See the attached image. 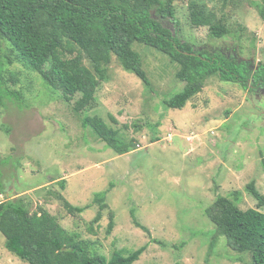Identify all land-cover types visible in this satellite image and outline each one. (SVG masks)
<instances>
[{
    "label": "rangeland",
    "instance_id": "1",
    "mask_svg": "<svg viewBox=\"0 0 264 264\" xmlns=\"http://www.w3.org/2000/svg\"><path fill=\"white\" fill-rule=\"evenodd\" d=\"M188 1L174 3L183 40L234 54L252 71L264 65V20L253 4L259 0H227L223 11L247 31L239 41L230 36L210 41L207 28H191ZM202 1L221 14L223 0ZM132 49L142 56L149 87L112 58L95 104L78 113L73 105L80 95L68 102L60 92L49 95L37 73L10 66L21 76L15 89L27 105H0V170L6 183L0 202L21 196L30 213L46 210L68 232L95 242L93 249L106 257L113 249L131 253L146 246L134 264H249L248 253L230 250L222 238L211 247L214 226L204 211L215 194L230 197L235 191L241 210L256 208L246 191L251 182L264 197V101L212 78L182 110L169 109L163 102L183 86L175 79L177 67L153 49L136 44ZM93 116L123 142L133 140L134 150L116 155L107 148L82 126ZM100 193H105L102 211L94 201ZM64 203L89 208L68 214ZM98 212L100 220L91 224ZM110 214L114 226L106 234ZM132 216L149 236L132 224ZM0 264H26L7 252L2 236Z\"/></svg>",
    "mask_w": 264,
    "mask_h": 264
},
{
    "label": "trees",
    "instance_id": "2",
    "mask_svg": "<svg viewBox=\"0 0 264 264\" xmlns=\"http://www.w3.org/2000/svg\"><path fill=\"white\" fill-rule=\"evenodd\" d=\"M176 1L0 0V105L5 107L6 102L19 108L27 105L23 92L15 89L19 82L17 76L20 79L21 76L11 72L13 63L37 73L48 93L60 92L67 102L80 95L73 105L77 113L95 104L96 93L100 83L106 80L112 58L124 72L149 87L142 56L132 49L134 44L165 55L170 64L177 67L175 79L183 86L163 102L169 109L182 110L212 78L237 84L243 90H247L248 79L252 84L264 81L262 63L253 72L245 62L236 61L234 54L210 51L205 45L196 48L195 44L183 40L175 17ZM259 1L253 4L264 20V0ZM222 2L219 16L206 2L189 0L190 26L207 28L210 41L228 36L239 41L247 31L233 23L230 15L223 11L228 1ZM84 60L89 68L83 64ZM260 99L264 101L263 96ZM82 126L89 127L116 155L134 150L133 140L123 142L118 132L97 116L84 118ZM260 163L264 170V158ZM5 184L0 170V195L5 194ZM64 185L65 180H62V189ZM246 191L256 199V208L241 210L237 206L241 194L237 191L230 197L215 194L214 201L204 211L214 226L210 245L213 248L222 238L230 250L248 253L249 264H264V213L260 211L264 208V197L253 182L246 186ZM104 199L105 193L95 195L94 201L101 211L106 207ZM64 206L68 214L89 208L67 203ZM100 218L101 212H98L91 224ZM113 220L110 214L106 234L112 231ZM132 224L150 235L149 229L134 217ZM0 236L4 238L7 252L26 264H134L146 249L142 246L131 253L113 249L109 257L100 255L93 249L95 242L68 232L46 210L39 208L30 213L21 196L0 202ZM151 242L158 243L155 239Z\"/></svg>",
    "mask_w": 264,
    "mask_h": 264
},
{
    "label": "flooded vegetation",
    "instance_id": "3",
    "mask_svg": "<svg viewBox=\"0 0 264 264\" xmlns=\"http://www.w3.org/2000/svg\"><path fill=\"white\" fill-rule=\"evenodd\" d=\"M247 65L248 63L245 62ZM260 64V63H259ZM259 64L257 65V67L254 69L253 72H256L258 70V66ZM249 66V65H248ZM251 68V66H249ZM249 80V79H248ZM252 80L250 79V81L248 82V87H247V93L251 96H255V97H258V96H263L264 97V81L263 80H260L258 83H255V84H252ZM259 97V98H260Z\"/></svg>",
    "mask_w": 264,
    "mask_h": 264
}]
</instances>
